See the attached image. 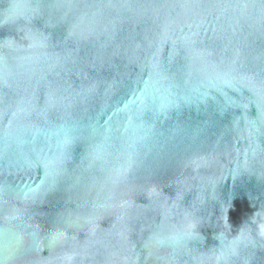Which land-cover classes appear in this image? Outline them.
I'll list each match as a JSON object with an SVG mask.
<instances>
[{"label": "water", "instance_id": "1", "mask_svg": "<svg viewBox=\"0 0 264 264\" xmlns=\"http://www.w3.org/2000/svg\"><path fill=\"white\" fill-rule=\"evenodd\" d=\"M0 264H264V0H0Z\"/></svg>", "mask_w": 264, "mask_h": 264}]
</instances>
